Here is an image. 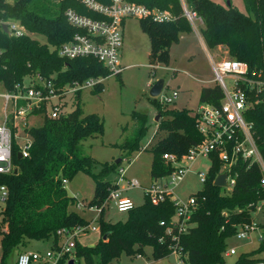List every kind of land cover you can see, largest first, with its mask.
Masks as SVG:
<instances>
[{
	"label": "trees",
	"instance_id": "1",
	"mask_svg": "<svg viewBox=\"0 0 264 264\" xmlns=\"http://www.w3.org/2000/svg\"><path fill=\"white\" fill-rule=\"evenodd\" d=\"M97 1L107 3L109 0ZM131 1L168 9L172 13L173 19L168 22L139 19L140 28L149 40L148 57L153 68L156 64H168L170 46L178 41L182 32L191 30L180 0ZM184 2L201 18L199 32L208 48H224L229 58L246 62L250 72L264 77V0H243L253 17L230 3L221 5L213 0ZM68 8L95 16L82 0H0L2 90H13L16 84L22 85L26 77L31 81L37 76L50 79L59 89L72 81L109 75L107 68L95 58H65L58 54L59 45L68 41L75 31L64 16ZM6 21L17 22L25 31L19 36L4 32L1 22ZM31 33L42 34L45 41L31 36ZM101 88L102 82H99L91 89L98 91ZM222 95L217 83L203 85L199 100L218 104ZM165 105L157 102L159 119L156 129L165 132L162 137L149 147L139 146L146 115L134 111L132 116L138 122L137 134L133 141L120 145L126 155L138 147L151 151L150 176L153 179L167 175L174 167L162 157L164 153L179 159L201 139L196 128V112ZM35 111L43 113L44 119L39 126L24 128L31 138L27 155L18 157L20 146L13 139L10 157L13 169L0 173V186L5 189V196L0 200V264H7L9 259L15 264L17 255L23 251L20 248L30 239L51 238V247L54 248L59 241L56 233L59 228L89 224L71 209L75 198L68 195L62 179L68 181L80 170L93 178L95 194L87 206L102 204L110 190L117 187L109 174L117 171L119 162H98L81 147L83 140L103 132L102 120L96 114H84L77 105L55 118L47 116L44 105L31 112ZM244 118L251 124L252 137L264 162L263 92L253 94ZM10 123L9 119L7 125L14 130ZM209 157L212 163L201 189L189 194L194 196L195 205L186 231H178L172 225L175 206L169 195L157 203L145 195L142 203L126 210L124 220L106 221L101 218L102 210L99 214V241L93 246H82L76 240L71 258L73 264H107L121 253L140 254L145 246L152 249L154 259L175 251L185 264H225L222 253L226 238L235 233L239 224L251 220L254 205L264 199V186L260 184L263 173L257 163L239 159L234 165V183L227 190L213 184L221 161L214 154ZM105 233L106 238L102 239ZM261 251H264V242L251 251L242 252L232 264H250L255 259H264L256 257Z\"/></svg>",
	"mask_w": 264,
	"mask_h": 264
},
{
	"label": "built area",
	"instance_id": "2",
	"mask_svg": "<svg viewBox=\"0 0 264 264\" xmlns=\"http://www.w3.org/2000/svg\"><path fill=\"white\" fill-rule=\"evenodd\" d=\"M83 5L95 16L81 14L74 9L68 8L64 11L67 22L75 28L72 37L61 43L57 49L58 54L65 58L92 57L99 61L110 74H117L121 67L118 61V52L122 45V23L127 17L138 19L151 18L157 22H168L173 19L172 13L168 9L148 7L145 4L131 0H109L102 3L97 0H82ZM183 15L193 24L195 20L202 23L201 18L189 7L184 0H181ZM7 25V33L19 36L25 29L15 21L1 22ZM214 81L222 90V98L218 104L211 101L200 102L196 113V128L201 135L199 142L190 146L185 154L179 159L169 153H164L162 157L173 164V169L167 174L169 181L166 183H153L150 187L144 188L143 192L151 202L161 201L165 195L173 202L175 209L172 225L178 231H186L190 223L188 222L191 212L194 210L195 198L188 196L184 202L173 197L170 185L177 184L189 169V165H181L182 161L192 162L198 155L214 154L221 161V167L217 173H225L226 185L223 188L231 189L236 171L234 165L240 160L255 162L261 168L263 176L260 184L264 186V162L256 147L251 134V124L244 118V113L251 104L253 94L264 93V77L257 72H250L246 62L229 57L211 61ZM104 77H89L82 81H72L71 83L56 89L50 79H43L37 76L30 85L16 84L13 90H3L0 97L11 104L9 114H4V121L0 122V173L12 171L11 143L18 134L16 120L23 121L33 109L48 105L50 112L48 117L55 118L60 114H66V97L73 96L77 91L84 88H92L95 84L102 82ZM226 78L230 81L227 83ZM164 88V87H163ZM163 88L156 97L161 105L171 102L177 95V90L165 93ZM5 113V112H4ZM12 120L11 126L7 125L8 120ZM24 124V123H23ZM26 125L23 127L25 128ZM31 145V138L24 139L20 145L21 157L26 156ZM119 176L115 183L117 187L110 190L105 201L100 205H91L100 212L103 210L105 202L114 199L118 211H126L133 206L129 198L121 196L119 182L123 180L122 168H117ZM216 175V176H217ZM200 181L204 183L206 176L198 173ZM215 176V177H216ZM65 184L66 179H62ZM128 185L135 186L136 181L127 180ZM5 196V189L0 186V200ZM77 206H81L77 203ZM90 206V207H91ZM254 213L251 220L239 224L233 234L238 239H245L251 243L254 238L259 244L264 242V199L254 205ZM263 211L262 220L257 221L259 213ZM89 224L76 226L74 228H59L56 233L59 241L56 247L48 248L44 253L37 251L23 250L15 260V264H68L72 258V251L78 237L87 232ZM91 231H96L97 227L90 226ZM255 237H253V235ZM175 252V251H173ZM236 251L233 247L225 248L222 254L231 255ZM264 252V251H261ZM67 254V256H66ZM264 257V255H263ZM73 260V259H72ZM250 264H264V259H255Z\"/></svg>",
	"mask_w": 264,
	"mask_h": 264
},
{
	"label": "rangeland",
	"instance_id": "3",
	"mask_svg": "<svg viewBox=\"0 0 264 264\" xmlns=\"http://www.w3.org/2000/svg\"><path fill=\"white\" fill-rule=\"evenodd\" d=\"M221 5H227V1L237 9L248 13L253 17L252 12L245 8L243 0H213ZM189 32H182L177 42L170 46L169 63L166 65H153L149 61V40L140 28L139 19L127 17L123 22V42L118 52V61L122 66L119 75L110 74L104 77L102 88L98 91H91L90 88H84L74 95L72 101L67 97L66 111H71L73 105L79 106L84 114L94 113L103 123L102 134L91 136L82 141V150L98 162L115 161L121 158L117 168L123 170V180L119 182L121 196L129 198L133 205H137L144 200V188L150 187L153 183H166L169 181L168 175L159 176L156 179L150 176V164L152 153L148 147L154 144L165 132L157 131L155 116L158 113L156 96L149 95L150 85L158 78H163L165 93H171L177 90L176 97L165 105L167 108H187L191 113H195L200 105L199 92L203 85H213L214 76L211 68V60L201 45L200 39L195 31L199 30V21L195 20ZM40 41H45L42 34L31 33ZM210 54H213L209 50ZM212 56V55H211ZM229 57L226 52H219L213 56L217 61L221 58ZM225 81L229 83L230 79ZM25 85L31 84V79H24ZM149 83H151L149 85ZM3 90L0 88V92ZM11 104L0 97V122L4 121V114H9ZM134 111L145 113V129L140 134L139 146L126 155L121 151V146L127 141H133L137 134L138 122L132 116ZM5 112V113H4ZM43 112V111H42ZM45 112H50L47 105ZM44 114L40 112H28L25 119L16 120L18 134L16 143L22 144L24 139L30 137L23 128L36 127L43 123ZM159 119V118H158ZM13 121L11 120L12 124ZM24 123V124H23ZM9 124V125H10ZM211 159L206 155H198L192 162L190 160L182 161L181 165H190V169L184 174L177 184L170 185L173 197L184 202L189 194L196 193L202 187V182L198 173L206 174L211 167ZM98 167L95 168L97 170ZM119 176L115 170L109 174L114 180ZM136 181L135 186L128 185L127 180ZM65 188L68 195L75 198L71 207L76 213L89 221L88 231L81 234L77 241L82 246H93L99 239V213L93 206H87L86 203L95 194V185L93 178L84 171L76 172L66 183ZM115 200L110 199L105 202L101 218L106 221L124 220L126 211H118L115 206ZM80 203L81 206H77ZM254 210L251 211V214ZM263 211L259 213L257 221L262 220ZM90 226L97 227V231H91ZM253 237L254 234H252ZM226 248L233 247L235 253L231 255L222 254L225 264H232L242 252L253 250L259 242L256 238L249 243L245 239H238L234 235L226 238ZM51 247V238L48 239H30L21 250L37 251L44 253ZM264 255V252H258ZM1 255V250H0ZM7 264H14L9 259ZM47 264V263H44ZM107 264H185L180 261L175 252L154 259L152 249L145 246L140 254L121 253L117 258L112 259Z\"/></svg>",
	"mask_w": 264,
	"mask_h": 264
},
{
	"label": "water",
	"instance_id": "4",
	"mask_svg": "<svg viewBox=\"0 0 264 264\" xmlns=\"http://www.w3.org/2000/svg\"><path fill=\"white\" fill-rule=\"evenodd\" d=\"M229 4V2L227 1V5ZM1 29L4 32H7V25L5 23H1ZM164 87V80L163 78H158L156 79L151 85L150 88L148 90L149 95L150 96H156L159 94V92L161 91V89ZM159 118V113L156 114L155 116V120L157 121ZM18 157H21V153L20 151L17 152ZM121 158H118L115 160L116 163L120 162ZM225 173H220L218 174L214 180H213V184L219 187H224L226 185V180H225ZM106 238V233L102 235V239ZM68 264H73V260L69 259Z\"/></svg>",
	"mask_w": 264,
	"mask_h": 264
},
{
	"label": "crops",
	"instance_id": "5",
	"mask_svg": "<svg viewBox=\"0 0 264 264\" xmlns=\"http://www.w3.org/2000/svg\"><path fill=\"white\" fill-rule=\"evenodd\" d=\"M180 3H181V0H180ZM124 22V21H123ZM200 26H201V23L199 22V28H200ZM193 27V25H191V28ZM195 31L197 32V35H198V37H199V39H200V42H201V45H202V47L204 48V50L206 51V53H207V55L210 57V60L211 61H214L213 60V56L215 55V54H218L219 52H226V50L224 49V48H222V47H220V46H217V47H215V48H208L206 45H205V43H204V40H203V38H202V36L200 35V32H199V30H198V28H196L195 27ZM144 33V32H143ZM122 36H123V23H122ZM122 42H123V38H122ZM122 46V45H121ZM209 50H211L212 52H213V54H210L209 53ZM212 55V56H211ZM120 67H121V69H122V66L120 65ZM121 71V70H120ZM119 74H120V72H119ZM151 83H149V85H150ZM91 89V88H90ZM92 91V90H91ZM67 98V97H66ZM66 98H65V100H66ZM19 135H17V136H15L14 137V141L16 140V137H18ZM15 143H16V141H15ZM21 144H19V146H20ZM189 169H190V165H189ZM189 169L187 170V172L189 171ZM186 172V173H187ZM97 231V230H96ZM94 232V231H93ZM80 238V237H79ZM255 249V248H254ZM256 257H263V255H260V253H258V254H256Z\"/></svg>",
	"mask_w": 264,
	"mask_h": 264
}]
</instances>
